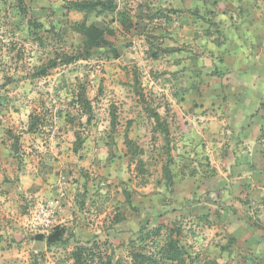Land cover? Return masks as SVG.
<instances>
[{"label":"rangeland","instance_id":"1","mask_svg":"<svg viewBox=\"0 0 264 264\" xmlns=\"http://www.w3.org/2000/svg\"><path fill=\"white\" fill-rule=\"evenodd\" d=\"M31 1L36 4L37 10L29 14L44 27L38 32L40 37L45 39L48 28L54 24L56 30L59 29L58 25L65 30L62 38L64 48L80 43L81 38L68 29V22H77L82 16L72 11H64L66 2L76 0ZM141 3L142 7L137 10ZM38 4L43 6L38 7ZM117 4L118 14L126 11L130 15L133 26L129 30L124 31L119 27L116 22L119 15L99 16L92 20L104 21L116 30L118 40L115 47L118 58L107 60L105 55L96 54L88 62H78L52 70L48 78L42 79L58 80L56 75L61 74L60 79L65 82V87H55L50 94L57 97L61 93L65 94L59 101L54 100L55 105L61 108L58 110L69 112L72 116L76 115L70 103L73 95L70 86H74V81L78 80L86 85L87 96L92 100L94 118L90 126L83 125L84 117L82 126H78L76 121L72 124L85 137L82 153H79L81 159L74 156L76 163L70 164L72 171L78 169L76 175L78 174L84 186L83 193H77L72 199L73 214L78 219V213L83 216V221L78 223L81 225L78 233L84 237L81 242L97 240L101 243V251L111 256L112 263L129 264L128 240L136 238L141 227L150 230L161 224L167 228H181V242L187 252L196 257L195 264H208L212 261L216 264H264V204L261 202L264 200V118L257 131L252 132L257 143V146L253 143V154L241 153L238 147L241 138L231 129L233 119L227 121V112L238 107L234 103L239 101L241 95L238 87L240 74L226 72L220 66L221 57L206 52V39H197L195 52H191L192 57L181 59L183 64H177L180 59L175 54H162L159 59L153 60L149 54L150 46L145 39L147 33L158 38L153 47H185L184 43L175 42L173 38H161L168 29L162 16L167 15L162 13V16L158 15L150 21L151 14H158L156 4L163 3L160 0H119ZM14 5L0 4V55H5L8 50L10 56L0 58L2 65H5V61L9 63V67L8 63L5 65L7 71L0 70L1 99L14 97V92L18 91L13 89V81L28 82L27 76L31 70L46 62L55 44L50 36H47L50 41L45 47L34 43L27 34L26 19L19 17L20 23L19 20H14ZM146 6H149L150 11ZM10 20L13 24H19L10 25ZM13 30L16 32L15 38ZM186 53L183 49L177 55L184 57ZM14 64L19 67H13ZM214 66L218 68L213 69ZM189 67L195 70L186 71ZM4 76L10 78L11 82L7 85L11 87L7 89L2 86ZM29 84L30 82L22 86L20 94L17 95L21 98L22 105L18 104L16 108L19 111L22 109L24 116L31 109L36 112L41 107L40 98H45L47 93L44 85L42 93L34 94V87L30 88ZM6 92L9 93L8 96L5 95ZM175 92H179L177 97ZM138 93L142 95L139 96ZM35 95L39 96L38 100L32 101ZM181 98L186 99L180 101H184V104L174 106L173 103ZM194 102L192 110L202 112L201 109L206 107L205 113L209 115L207 118L213 123V128L215 124L219 127L206 140L208 147L202 149L208 151L207 159L201 148L194 149L197 152H192V155L190 151L180 150L177 141L180 135L176 136L177 133L188 131L191 126L195 133L192 143L196 144L198 141L203 147L206 146L199 141L204 137L203 129H198L193 118L192 125L188 121H176L177 112L178 118L181 117L180 113L191 114L189 106ZM10 108L15 109L13 106ZM148 108L156 111L161 118L168 119V149L159 131L154 132L155 125L148 116ZM261 109L263 117L264 107ZM113 110L115 131L111 134L110 119ZM47 112L43 110L41 114L46 115ZM21 124L24 123L20 122L14 135L23 133ZM57 124L54 121L53 126ZM44 126L49 124L45 122L42 127ZM126 130L127 137L133 141L137 151L141 152L136 156H132L124 144ZM72 136L71 140L74 139ZM21 138L19 148L22 153L18 152L16 160L25 156ZM106 142L110 143L107 147ZM46 155L48 162L59 161L52 153ZM205 160L210 175L207 178L200 176V165H205ZM253 165L258 166L256 171L250 168ZM167 166L172 173L170 185L166 183L163 175V168ZM64 176L68 181V174L65 173ZM71 181L78 182L74 178ZM63 209L64 207L62 211ZM117 218L121 220L116 223ZM32 231L35 232L33 229ZM228 239L235 240V243L228 250H221ZM75 244L73 235L66 245L52 246L49 251L47 247L44 251L35 250L36 254L44 255V258L36 259L37 263L70 264L66 260ZM161 245L160 240L153 239L147 247L158 249ZM31 254L34 253H28L30 264Z\"/></svg>","mask_w":264,"mask_h":264},{"label":"crops","instance_id":"2","mask_svg":"<svg viewBox=\"0 0 264 264\" xmlns=\"http://www.w3.org/2000/svg\"><path fill=\"white\" fill-rule=\"evenodd\" d=\"M15 1L0 0V4H15ZM160 2L163 4H156V12L159 16H162L163 13L168 17L167 22L164 20L165 26L168 27L163 33L164 37L167 36L169 39L173 38L175 42L184 43L183 49L187 52L184 57L175 53L176 58L180 59L177 64H183L181 59H185L186 56L192 57L191 52H195L197 39H206L208 41V45L205 47L206 52L215 57L220 56V66L225 68L226 72L240 74L238 87L239 90L241 89L240 94L242 96L240 95L239 101L234 103V106L238 105V107L231 108L234 111H229L230 113L227 112V121L230 122L233 119L231 129L236 130L233 132L238 133L241 138V144L238 146L241 153L253 154L251 151L252 147L254 148L253 143L255 146L257 143L255 135L252 137L254 134L252 132L257 131L258 126L262 125L260 121L264 118L261 116L262 109L259 108L260 104L264 103V0H160ZM25 3L30 6V13L37 10L36 4L31 0H25ZM42 6V4H38V7ZM14 14V20L17 19L18 21L20 16H18L16 9H14ZM19 23L13 24L10 20V25H18ZM203 25H205L204 28H202ZM13 37H16L15 30H13ZM5 56L10 58L8 50L5 55H0V58ZM4 63L7 66L8 61ZM5 65L0 63V70L7 71L8 68ZM13 67H19V65L14 64ZM217 68V66L213 67V69ZM185 70L190 72L195 69L189 67ZM17 73H19L18 69ZM7 76L9 77L8 73ZM56 77H59L58 80L53 81L36 79L31 82L28 80L30 88L34 87L36 91L34 94L42 93L41 89L44 85L47 90L45 98H40L39 101L44 103V110L49 113L44 119L49 126L42 127L41 132L36 134L25 132L28 116L33 110L31 109L24 116L21 113L22 109L19 111L16 108V105H22L21 98L17 96L20 94L19 90L28 82L26 80L13 81L12 87L18 91L14 92L13 98L3 97L1 99L0 93V264H30L28 253L36 254L35 250H45V243L38 242L35 237L40 232H33L28 223L29 211L40 199L56 198L57 193L61 190L65 197L60 200L63 205L62 208L64 207L59 215L60 227L70 229L69 231L75 236L76 242L84 239L78 233L81 231V225L78 223L83 219V216L78 213V217H80L78 219L73 214L74 210L72 209L74 206L72 199L77 193H83L84 186L81 179L78 178V174L76 175L78 169L74 166L75 171H72L70 167L71 163L73 165L76 163L73 160L74 154L72 152L74 139L71 140L74 130L65 125L64 111L59 112L58 116L56 115L58 109L61 108L55 105L54 100L56 98L50 94L61 81V74H57ZM3 80L4 89L11 87L7 86L11 82L8 81L9 83L6 84L5 79ZM1 83L2 80H0ZM261 84L262 87H260ZM5 95L8 96L9 93L6 92ZM38 97V95L33 96L32 101L38 100ZM182 99L185 98L174 102V106H182L183 102L186 101L185 99L180 102ZM207 102L208 100H206ZM191 104L189 106L191 114L188 115V112L186 115L180 113L181 117L178 118L179 113L177 112L175 114L177 116L176 121H188L192 125L191 118H193L198 129H203L202 135L204 137L200 138L199 141L206 145V140L208 141L214 129L219 130V127L215 124L213 128V123L207 118L209 115L205 113L206 107H203L202 112H199L197 109L192 110L195 102ZM12 106L15 109L10 108ZM41 110L43 111L42 107L36 112L41 115ZM54 121L55 123L58 122L56 126H53ZM20 122L24 123L21 124L23 133L20 136L22 135V149L25 156L16 160L11 152L12 140L7 133L11 131L14 135ZM44 133L47 135L45 136ZM196 133L199 135V132ZM178 134L180 135L178 136ZM176 136H178L177 141H179L180 150L195 153L197 151L194 149L201 148L207 159L208 151L202 149L208 146L203 147L198 141L196 144L192 143L195 133L191 130V126L188 131H180ZM17 148L22 153L19 146ZM36 150L42 154L38 155ZM48 153L54 154L59 161L48 162L46 155ZM56 154L60 155L56 156ZM203 163H206V160ZM200 166L202 169L200 176L210 177L209 172H207L209 168L207 163ZM65 172L68 174V181L64 176ZM69 177L77 179L78 182L71 181ZM83 229L85 230V228ZM24 255L26 257H23Z\"/></svg>","mask_w":264,"mask_h":264},{"label":"trees","instance_id":"3","mask_svg":"<svg viewBox=\"0 0 264 264\" xmlns=\"http://www.w3.org/2000/svg\"><path fill=\"white\" fill-rule=\"evenodd\" d=\"M117 1L119 0H76L66 2L64 8L66 13L72 11L82 16L81 20L77 22H68V29L81 38L80 43L77 46H68L67 48H64L62 46V38L65 34L64 28L58 25L57 28L59 27V29L56 30L55 25L51 24L46 32V35L52 37V42H55L53 46L51 44V46L53 47L52 52L48 54V58L45 63H40L31 70V73L27 76V79L31 82L36 79H44L49 76V73L52 70H55L59 67H67L78 62H88L93 59L96 54H100V56L105 55V58L107 60H109L110 58H118V53L115 47L118 40L116 30L110 28L109 25L104 21L92 20L93 18H97L99 16L115 15L116 17L117 15H119L120 17L116 21L119 27L124 31L129 30V28L133 26L130 20V15L126 11H122L118 14ZM146 3L148 4V2H145V4ZM15 5L20 17H22V19H26L27 21L28 36L34 43H38L39 46L45 47L46 43L50 41V39L48 40L47 36L44 39L38 35V32L44 29V27L39 21L32 18V16L29 14L30 6L26 4L24 0H16ZM141 7L142 3L138 4L137 10H140ZM146 7L147 10L150 11V9L148 8L149 6ZM157 16L158 14H151L149 16L150 21ZM139 17L142 16L139 15ZM162 17L165 18V22L168 21L167 16ZM161 38H164V35H162ZM145 39L146 43L150 46L149 54L153 60L159 59L162 54L172 55L175 53H180L183 50L173 47H153V43H155L154 41H157L158 38H156V36L152 34L147 33ZM58 44H61V46H58ZM11 61H14V59ZM213 73L218 74L216 72ZM7 77L4 76L6 84L9 83L8 81L10 80V78ZM65 85V82L61 80L56 88L62 89L65 87ZM70 88L73 89V95L70 98V103L73 111H75L77 116H72L69 112H65L64 122L65 125H71L70 128L74 130L72 152L74 156L77 157V159H81L79 153L83 149L85 137H83L79 131L73 128L72 124H74V122L76 121L78 122V126H82V117H84L85 122L83 123V125L87 127L90 126L94 118L93 106L92 100L87 96V87L85 84L80 83L77 80L74 86L72 85L70 86ZM178 93L179 92H175V97L178 96ZM59 95V97H57V95H53V97L56 98V102L59 101V98H61L62 95L65 96V94L62 93ZM137 95L140 96L142 94L138 93ZM40 105L44 110V103H40ZM263 107L264 103L260 104V108ZM59 112H62V110H58L56 115ZM147 112L149 118L154 122V132L157 130L159 131L165 142V147H167L168 149V137L170 135V131L167 125V117H165V119L161 118V116L156 111L150 108H148ZM47 114L49 113L47 112ZM46 115L44 113L40 115L39 113L32 111L28 116L25 132L30 134L41 132L43 123H45L43 121ZM114 123L115 110L111 112V134H113L115 131ZM7 134L12 140L11 152L14 155L15 159H18L19 150L17 147L19 146L21 136L18 134L13 135L11 131H8ZM124 144L129 149V153L132 156H136L137 154L141 153L137 151V148L135 147L133 141L127 137V130L124 133ZM108 145H110V143L106 142L105 146L107 147ZM250 168L256 171L258 169V166L253 165L250 166ZM163 175L166 178V183L170 185L172 183V173L168 169V166L163 168ZM261 202H263L264 204L263 199L261 200ZM120 220V218H117L115 222H120ZM136 236V238L128 240L127 253L130 262L129 264H195L196 262V257H193L191 254H189L187 252V249L181 242V228H167L161 224L150 230H148L146 227H141L136 233ZM35 237L38 242H44L49 251L52 246H56L58 244L66 245L68 241L73 238V235L71 232H68L66 228L60 227L59 225L47 233L40 232ZM153 239H158L161 241L162 245L158 249H155V247H147L148 243L152 242ZM232 243H235V240L228 239L220 249L223 251L228 250V248L232 247ZM100 245L101 243L97 240L76 242L72 250L69 252L66 261L70 264H119L118 262L112 263L111 256H107L103 251H101ZM39 257L44 258V255H42L41 253L31 254V264H38L36 259H38ZM208 264L216 263L212 261Z\"/></svg>","mask_w":264,"mask_h":264},{"label":"built area","instance_id":"4","mask_svg":"<svg viewBox=\"0 0 264 264\" xmlns=\"http://www.w3.org/2000/svg\"><path fill=\"white\" fill-rule=\"evenodd\" d=\"M65 197L61 190L56 198L40 199L29 211L28 223L35 231L47 233L60 225L61 201Z\"/></svg>","mask_w":264,"mask_h":264},{"label":"clouds","instance_id":"5","mask_svg":"<svg viewBox=\"0 0 264 264\" xmlns=\"http://www.w3.org/2000/svg\"><path fill=\"white\" fill-rule=\"evenodd\" d=\"M62 205V204H61Z\"/></svg>","mask_w":264,"mask_h":264}]
</instances>
